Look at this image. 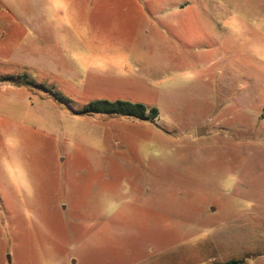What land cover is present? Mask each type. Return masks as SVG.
I'll return each mask as SVG.
<instances>
[{"label":"rangeland","instance_id":"1","mask_svg":"<svg viewBox=\"0 0 264 264\" xmlns=\"http://www.w3.org/2000/svg\"><path fill=\"white\" fill-rule=\"evenodd\" d=\"M0 264H264V0H0Z\"/></svg>","mask_w":264,"mask_h":264},{"label":"trees","instance_id":"2","mask_svg":"<svg viewBox=\"0 0 264 264\" xmlns=\"http://www.w3.org/2000/svg\"><path fill=\"white\" fill-rule=\"evenodd\" d=\"M84 111L105 113V114L126 115L144 120L154 118L157 115V110L155 108H151L147 110L143 104L131 103L120 100H116V101L96 100L89 103L85 107Z\"/></svg>","mask_w":264,"mask_h":264},{"label":"water","instance_id":"3","mask_svg":"<svg viewBox=\"0 0 264 264\" xmlns=\"http://www.w3.org/2000/svg\"><path fill=\"white\" fill-rule=\"evenodd\" d=\"M203 132L201 129H198V134L200 135V133Z\"/></svg>","mask_w":264,"mask_h":264},{"label":"flooded vegetation","instance_id":"4","mask_svg":"<svg viewBox=\"0 0 264 264\" xmlns=\"http://www.w3.org/2000/svg\"><path fill=\"white\" fill-rule=\"evenodd\" d=\"M136 119H138V118H136ZM139 120H144V119H139Z\"/></svg>","mask_w":264,"mask_h":264}]
</instances>
